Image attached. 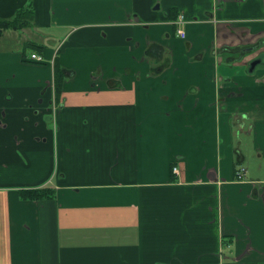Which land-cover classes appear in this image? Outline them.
<instances>
[{"label": "crops", "instance_id": "obj_1", "mask_svg": "<svg viewBox=\"0 0 264 264\" xmlns=\"http://www.w3.org/2000/svg\"><path fill=\"white\" fill-rule=\"evenodd\" d=\"M170 1L0 0V264H264V0Z\"/></svg>", "mask_w": 264, "mask_h": 264}, {"label": "trees", "instance_id": "obj_2", "mask_svg": "<svg viewBox=\"0 0 264 264\" xmlns=\"http://www.w3.org/2000/svg\"><path fill=\"white\" fill-rule=\"evenodd\" d=\"M33 11L29 9V7L24 6L22 9H19L17 13L9 19H5L0 17V40L3 37L5 31L8 30H22L24 28L29 27L33 24L34 16ZM171 19L176 20L178 18V14L174 11L170 14ZM37 49H41V47L35 46ZM35 49V50H37ZM157 71V70H156ZM153 69V72H156ZM67 79V72L65 67L58 63V60H55L54 64V93L56 103L61 98L64 82ZM21 198L24 200H37L43 201L48 198L53 197V193L48 190V188H38V189H29L20 191Z\"/></svg>", "mask_w": 264, "mask_h": 264}, {"label": "rangeland", "instance_id": "obj_3", "mask_svg": "<svg viewBox=\"0 0 264 264\" xmlns=\"http://www.w3.org/2000/svg\"><path fill=\"white\" fill-rule=\"evenodd\" d=\"M163 2H164V6L165 7H171L172 5V3H171V1L170 0H163ZM9 32H11V31H13V30H8ZM25 33H27V31L25 30L24 31ZM147 37H148V35L147 34H145V33H142V34H140V36H139V39L141 40V41H147ZM175 39H176V41H178L177 43H179V47H182V43H184V42H182V43H180V39L179 38H177V37H175ZM131 40V38H129V39H127V41H130ZM6 45H12V44H10V41H8V43H7V41L6 40H3V41H1L0 42V48H2V47H5ZM135 47V46H134ZM27 50H29V49H27ZM30 52V51H29ZM180 52H182V51H180V50H177L176 51V56H175V60H176V62H180V60L181 59H183L184 58V54H180ZM225 54H227V53H225ZM31 55V54H30ZM221 57L223 58V53H222V55H221ZM30 58V57H29ZM124 59L125 60H127L130 64H133L134 63V65H137V64H139V63H141L142 64V61L141 62H139V61H136L135 59H134V56L133 55H125L124 56ZM30 62H32V63H35L34 61H32V60H30V59H28ZM223 60V59H222ZM253 63V62H252ZM260 63V62H259ZM258 63V64H259ZM257 64V65H258ZM36 65H39V66H41V67H45L46 65H48V63H45V62H43L42 64H39V63H36ZM50 65V64H49ZM256 65V66H257ZM33 66H35V65H33ZM252 67H250L249 68V72H250V69H251ZM256 68V67H255ZM255 70V69H254ZM253 70V71H254ZM252 71V72H253ZM107 72L108 73H110L111 75L110 76H114V75H117L120 79L121 78H125V75L128 73L127 72V70H123L122 69V71H120V68H118V70H116V67H115V64H112L110 61L108 62V66H107ZM133 78L132 79H135V80H138V73L136 72V73H134L133 75ZM143 79H144V82L143 83H145V81H146V79H147V76H143ZM51 116H53V118L51 119V126L52 127H54V124H55V122H56V119H55V116L52 114ZM91 125H93V124H91ZM54 161H56V159H54ZM254 163V162H253ZM247 165V167L250 169V166L248 165V164H246ZM251 170L252 171H254L255 173H256V171H258L259 170V166H257V165H252V167H251ZM250 178V177H249ZM230 248V246H227L225 249H229ZM224 249V250H225ZM229 251H230V249H229Z\"/></svg>", "mask_w": 264, "mask_h": 264}, {"label": "flooded vegetation", "instance_id": "obj_4", "mask_svg": "<svg viewBox=\"0 0 264 264\" xmlns=\"http://www.w3.org/2000/svg\"><path fill=\"white\" fill-rule=\"evenodd\" d=\"M224 2L225 0H220L218 2V7H224ZM260 45H262L261 47L264 46V40L260 41L258 44H254V45H244V46H235V47H230V48H225V49H221L222 53H227L225 54V57H223V62L228 63L229 61H234V62H242L245 52L251 50V51H256L260 49ZM255 61H260L261 60H255ZM254 62V61H253ZM252 63H250V67Z\"/></svg>", "mask_w": 264, "mask_h": 264}, {"label": "built area", "instance_id": "obj_5", "mask_svg": "<svg viewBox=\"0 0 264 264\" xmlns=\"http://www.w3.org/2000/svg\"><path fill=\"white\" fill-rule=\"evenodd\" d=\"M176 25H177V29H176V33L178 36L184 38L186 36V31L184 30V16L180 15L176 21ZM30 60L34 61L35 63H39L42 64L45 60L42 56H40L37 53H32L30 56ZM54 107H56L54 105ZM174 171L176 173H178V169H174ZM245 172L246 170L244 168H241L240 170L237 171V177L239 178V180L243 179V177L245 176Z\"/></svg>", "mask_w": 264, "mask_h": 264}, {"label": "water", "instance_id": "obj_6", "mask_svg": "<svg viewBox=\"0 0 264 264\" xmlns=\"http://www.w3.org/2000/svg\"><path fill=\"white\" fill-rule=\"evenodd\" d=\"M260 61H254L251 65V69H250V72H252L254 69H255V67H256V65L259 63Z\"/></svg>", "mask_w": 264, "mask_h": 264}]
</instances>
